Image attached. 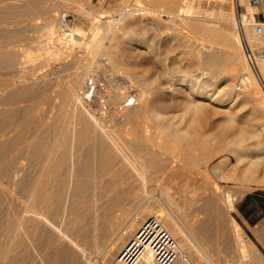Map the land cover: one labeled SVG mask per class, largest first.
<instances>
[{
    "label": "bare ground",
    "instance_id": "1",
    "mask_svg": "<svg viewBox=\"0 0 264 264\" xmlns=\"http://www.w3.org/2000/svg\"><path fill=\"white\" fill-rule=\"evenodd\" d=\"M246 2L237 0L238 5ZM73 3L95 19L94 26L106 27L104 45L95 48L97 43H90L95 45L92 52L85 50V31L67 23L68 11L62 8ZM178 10L154 4L131 9L117 3L111 4L110 15L104 18L91 0H0V13L6 16L0 31L12 42L0 45V67H16L18 72L10 75L0 70V264H162L173 251L177 252L174 264H264L261 250L242 239L244 232L229 214L234 199L225 196L228 190L220 191L205 178L201 194L189 198L194 190L184 189V181L179 182L180 170L200 165V148L214 138L220 143L217 153L227 149L238 154L237 165L229 158L215 164L220 179H230L231 174L264 186V140L256 131L248 136L253 145H247L243 143L247 136L240 131L220 137L195 126L177 129L175 124L182 118L172 115L181 106L194 115L200 110L219 112L212 104L225 100L221 89L217 95L212 93L213 79L229 82L240 68L239 78L248 92L252 93L255 79L262 86L255 98L262 102L264 61L250 63L242 34L252 50L264 48V34L254 33L249 23L241 32L233 22L236 30L229 32L219 28L229 20L200 19V38L186 39L200 40V61L194 64L200 65L201 75L192 71L176 75L167 58L155 50L152 37L137 26L144 12L146 18L153 14L152 25L158 26L162 21L158 15L163 13L184 25ZM238 12L246 22L252 19L240 10L237 16ZM37 14L43 17L36 42L45 56L43 62L50 56L58 61L60 56L72 59L70 65L50 66L52 71L40 75L34 66L21 65L27 56L19 45L24 34L13 29L23 22L34 25ZM152 36L155 39L156 32ZM151 56L159 72L150 73ZM89 57L90 67L86 66ZM103 64L110 68L106 84H99L89 74ZM60 71L72 75L66 78ZM117 75L131 82L138 99L126 104L131 98L115 86ZM36 95L42 100L34 101ZM94 97L132 124L131 137L129 132L105 129L110 117L104 115L102 104L93 107ZM244 119L249 122L252 114ZM171 137L174 144L181 143L180 150L170 146ZM161 148L177 153L174 157L179 161L162 156ZM213 151H203L201 160L206 162ZM174 185L186 193L181 200L171 193ZM166 203L170 211H165ZM188 206L193 209L190 214ZM242 249L249 260L234 254Z\"/></svg>",
    "mask_w": 264,
    "mask_h": 264
},
{
    "label": "rangeland",
    "instance_id": "2",
    "mask_svg": "<svg viewBox=\"0 0 264 264\" xmlns=\"http://www.w3.org/2000/svg\"><path fill=\"white\" fill-rule=\"evenodd\" d=\"M91 2L93 5L99 6L100 11L103 12V14H101V15L104 18L109 17L110 11H108V8L111 6V4L114 5V4L120 3L123 5V7L128 6V8H131V9L133 7L140 8L143 6L146 8H149L151 6L150 4L145 3V2H149V0H144V2H138V0H91ZM134 3H136V5ZM246 4H247V6H244V11L250 12L253 15L259 11L264 10V7L259 8V9L253 8L251 3H250V0H247ZM73 5H74V7H73ZM75 7H76V3L75 4L73 3V4H69V6L67 5V7L62 8V9H66L68 11L67 23L71 28L77 27V28H80L81 30L85 31L86 37H87V38L85 37V41H86L85 43L87 44V45L85 44V50L92 52V50H93L92 48L95 46V45L92 46L93 45L92 43H94V42L97 43L96 44L97 46H95V48L96 47L100 48L102 45H104L103 44V38L105 36V32H103V31H105L106 27L100 26V25L94 26L95 19L89 15L84 14V13L82 14L81 11L78 9V7H76V8ZM237 10H236L235 3H233L232 0H208V2L204 1V2L200 3V5H196L194 7L193 11L190 13H184L183 11H180L182 16L179 19L185 22L184 25H180L179 23H175L176 21L168 19V15L163 13V14L158 15V17L160 18V21L162 20L158 24V26H156L157 24L152 25L149 22L150 18L153 17V14L148 13V16L146 18V16H143L144 14H146L144 12V14L140 15L141 19H143V20L140 21V23L138 24L137 30L142 31V32H144V30H146V33H145L146 36L152 37L151 42L157 46L155 50H158L157 51L158 53H161L163 55V57L167 58L168 65H170V67L177 73L176 75H178V73H179V75L180 74L182 75V74H184V72H186V73L187 72L188 73H192V72L200 73L201 72L200 65L194 64L196 61H200L199 56H197V52H199L198 50H200V48L198 47V46H200V40H198L199 42L197 40H195V41L192 40L193 42L187 41L186 37L195 35V37L200 38V36H199L200 35V19H204L207 21L213 20V19H218L220 21L229 20L230 24L229 23H226V24L221 23L222 25L220 24L219 28H221V30L223 29L224 31L229 30V32L230 31L234 32V30H236V25L233 24V22H236L235 20L237 17ZM221 13H223V14H221ZM37 15H38V17L35 19L34 25H28L25 22H23L21 26H19V27L15 26V27H13V29H15L17 32L20 31L21 35L24 34L23 38L25 40L22 41L21 43H19V45H20L21 50H25V49L27 50V53H26L27 56L24 57L25 62H22L23 64H21V65H23V67L26 66L25 67L26 69L34 66L36 68V71L38 70L36 72V75L37 74L40 75L44 72V70L48 71V72L52 71L53 67L51 69L50 66H54V68H56L59 66L61 67L62 65H70L72 59L70 57H67V58L65 57V59H64L63 56H60L59 61H58V59H56V56H54V57L50 56L49 59H51V60L48 59L47 62L46 61L43 62L45 56L43 55V52L41 51L38 44H36L37 40L39 39L38 37L41 33L40 28H41V25L43 24V17L40 14H37ZM4 18H6V16H4L3 14L0 13V25H1V22L6 21V19H4ZM194 19H196V20H194ZM197 19H199V20H197ZM188 21H191V22L189 23ZM192 23H194L195 25ZM162 25H164V26H162ZM229 26H230V28H229ZM187 27H189V28H187ZM0 28H1V26H0ZM155 32H156V36L154 37L155 39H153L152 35H154ZM191 33H193V34H191ZM254 33H255V31H254ZM7 36H8V34L5 31H0V41H1L0 45H1V43L3 45L12 44L11 41H7V39H5ZM28 38L34 39L35 42L34 41L30 42L29 40H27ZM93 38H94V40H93ZM96 38H97V41H96ZM163 38H165V40ZM90 43L92 44L91 46L89 45ZM178 55H180V56H178ZM150 58H151L150 60H152V61L154 60V59H152V56ZM91 59L92 58L89 57L86 60L87 64H89L91 62ZM51 61H52V63H51ZM152 61H151V63H149L150 73L159 72L160 68L157 66V64L155 65V61H153L154 63ZM48 62H50V63H48ZM173 62H176V64H173ZM43 63H45V64L48 63V64L45 65ZM86 66L90 67L91 65L89 64ZM2 68H4V67L3 66L0 67L1 71L7 72L10 75H12V74L15 75L18 73L16 67L13 68V67H6L5 66L4 69H2ZM109 68H110V65L103 64L100 68H97L93 72H90L89 77H91V79L97 78L98 81L100 80L99 84H106V82H107L106 80L108 78V77H106V76H108L106 70H108ZM242 70L243 69L240 68L238 71L234 72V75H233L231 81H229V82H228V80L222 79L220 77L214 78L215 80L213 79V82L215 83V85H213L214 90L212 91V93L214 92V94L217 95V94H219V90L221 89L222 90V91L220 90L221 91V93H220L221 98H223L225 100L224 103H222L221 105H218L216 103L212 104L215 108L219 109L218 110L219 112L216 113V111L214 109H211L209 111H203V112L200 110V112H197L194 115V113H192L190 111H186V110L184 111V109H182L183 106H181L178 108V110H175L172 112L173 116L176 115L175 116L176 118H178V119L180 118L179 121L182 118L181 122H178L175 124L176 128L177 129L178 128L183 129V130H187V129L190 130V128L191 127L193 128L194 126L200 127V129L202 131H206L207 135H210V136L215 135V136H220V137H221V135L225 136L226 134L238 133L240 131V132H244L245 135L247 136L246 141L243 142L244 144L246 143L247 145H253L252 143H254V139H251L249 137L251 134L255 133V131H256L259 134L258 138L264 140V117H263V115H264V100H262V102L255 100V98L259 96V94H257V92L259 90H262L263 88L260 85V83L258 82V80L255 79L254 84H253L252 93L248 92V90H246V88L242 84V81L239 78V77H241L240 73ZM41 71H42V73H41ZM58 74L65 76V77L68 76L66 78H69V76L72 75V73L68 72V71H60ZM200 75H201V73H200ZM90 81H92V80H90ZM114 82H115V86L117 87V89L120 92H122L123 95L126 94V97L129 96L131 98L126 104H128L129 102H133V100L137 98V97H134L137 94V92L132 87L131 82L129 80L125 79L121 75H117L115 77ZM50 87L51 86H48L46 88V90H48V88H50ZM39 96L36 95L34 98V101L42 100V96H40V97ZM98 97H94L92 99L93 100L92 105L94 108L98 109L100 107V105L102 104L101 107H102V111L104 112V115L107 118L110 117L109 121L106 123L105 129L110 131V132H115V130H118L119 132L122 131V133H124L126 135L129 132L127 136L131 137L129 135H130V132L132 129L131 128L132 124L128 123L126 118L123 117V115L120 112L116 113V115H115L114 114L115 112H113L114 110L111 109L109 107V105H106L104 103H100L101 101L99 100ZM132 98H134V99H132ZM181 98L183 99V97H181ZM263 99H264V96H263ZM137 102H138V100H137ZM44 106L46 109L49 107L48 105H44ZM249 113L252 114L253 119H251L252 121L250 120L249 122H247L246 119H244V118ZM107 114H108V116H107ZM258 116H260V117H258ZM190 117H191V119H190ZM192 117L194 120L192 119ZM256 117H258V118H256ZM189 121L192 122V124H190ZM189 124H190V126H189ZM251 124H254V125L252 126ZM237 127H238V129H237ZM127 128L130 130H128ZM245 129L247 132L245 131ZM125 131H126V133H125ZM172 138L173 137H171V139H169L170 141H172L170 143V146L172 148L175 146L174 149L180 150L181 146H182L181 143L179 141H177V143L174 144L175 139L173 138V140H172ZM160 139L161 138H159V140ZM164 140L165 139L162 138L160 140L161 143H164L165 142ZM209 143H208L209 145H206L203 149H202V147L200 148V165H198V166L185 165L186 167H183V168H185L187 170H185V169L183 170V168L180 170L179 173H180V178H182V180L180 179L179 182L184 181L183 182L185 184L184 189L187 188L188 190H194L193 191L194 193L189 194V198L194 197L195 195L201 194L199 188L203 185L204 180H206V179L214 181L216 183V186L219 188L220 191L223 192L224 190H228V193L225 194V196L227 197V196H230V194H231V199H234L232 204H231L232 209L230 210L229 214L236 221V223L239 225L241 231L244 232V237L242 239H248V240L252 241V243L258 249H260L264 255V230L261 233V239H259V238L256 239L251 234V232L249 231L248 225H247V220L248 221L258 220L260 217H262L264 215V186H258L257 184H254V183L249 184L246 181L243 182L242 180L238 179V176L231 175V174H230V176H228V177H230V179H226V178L220 179L215 174V172L213 170L215 164H217L222 159H228L229 158L232 165H237V155L238 154L233 153V152L231 153L227 149L220 151V153L219 152L217 153V151H215V148L220 143L217 142V140L214 138H213V140H210ZM243 143H241V144H243ZM211 148L214 150L212 155H210L212 157L207 158L206 162H203L201 160V157H203L202 156L203 151H205L207 149H211ZM165 149L164 148L160 149L162 151V156H168V158H170V159H172V157H173L174 160L179 161L178 158L174 157V156H176L175 154H177V153L172 152L169 149L167 150V148H165ZM186 179H187V181H186ZM244 189H247V191L242 193V191ZM197 191L200 193H198ZM171 193L178 200H181L182 198H184V195L186 194L185 191L181 190L180 187L177 185H174V187L171 190ZM193 194H195V195H193ZM206 195L211 196V193H208V194L206 193ZM257 202H263V204H259V206L257 207L255 205ZM165 207H166L165 211L166 210L170 211L172 209L171 205L168 203L165 204ZM167 207H169L170 209ZM192 211H193V209L189 208V206L186 208V212L188 214H190ZM210 219H211V221L214 220L215 214H213V216H211ZM208 235L210 236L212 234L209 233ZM227 241L229 242V238L227 239ZM241 251L242 252H240V251L234 252V254H236V257L241 259V260L243 258L245 261L249 260L250 255H248L247 251L245 249L244 250L242 249ZM237 252H239V253H237ZM241 256H242V258H241ZM241 264H246V263L243 261Z\"/></svg>",
    "mask_w": 264,
    "mask_h": 264
},
{
    "label": "built area",
    "instance_id": "3",
    "mask_svg": "<svg viewBox=\"0 0 264 264\" xmlns=\"http://www.w3.org/2000/svg\"><path fill=\"white\" fill-rule=\"evenodd\" d=\"M250 3L252 5V7L255 9H259V8L264 7V0H250ZM235 21H236V24H237L239 31H241V32L243 31L244 26L247 23H249L253 27V29L257 35L264 34V10L255 13L254 17L251 20H248L247 22L243 17H241L240 12H238V16L236 17ZM242 41L244 44V50L247 54L248 60L250 61V63L252 65H254L256 60L264 61V48L260 49V50H257V49L252 50L248 46L246 39L243 36V34H242ZM176 256H177V252L173 251L169 255V257L165 260H162L161 263L162 264H174Z\"/></svg>",
    "mask_w": 264,
    "mask_h": 264
},
{
    "label": "crops",
    "instance_id": "4",
    "mask_svg": "<svg viewBox=\"0 0 264 264\" xmlns=\"http://www.w3.org/2000/svg\"><path fill=\"white\" fill-rule=\"evenodd\" d=\"M141 1L144 2V0H141ZM204 1L208 2V0H186V1H184V0H169V2H168V0H149V2H145V3L151 4V5L154 4L157 7H160L163 9L173 8V9L178 10V8L179 9L181 8L178 11H183L184 13H190L193 11V9L196 5H200V3L204 2ZM232 1H233V3H235L236 10L238 8V10H240L241 13H248L251 18L254 17V15L252 13L244 11V6H247L246 3L243 5H238L237 0H232ZM174 3H176V4H174ZM174 5H176L175 7H178V8H175ZM221 14H223V13H221ZM259 204H263V202H257L255 205L258 207ZM247 225H248V229L251 232V234L256 239H258V238L261 239V233L264 230L263 229L264 228V215L262 217H260L258 220H253V221L247 220Z\"/></svg>",
    "mask_w": 264,
    "mask_h": 264
}]
</instances>
